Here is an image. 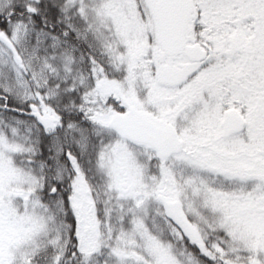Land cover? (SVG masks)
<instances>
[{"label":"snow or ice","instance_id":"snow-or-ice-1","mask_svg":"<svg viewBox=\"0 0 264 264\" xmlns=\"http://www.w3.org/2000/svg\"><path fill=\"white\" fill-rule=\"evenodd\" d=\"M0 264H264V0H0Z\"/></svg>","mask_w":264,"mask_h":264}]
</instances>
